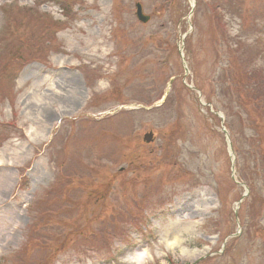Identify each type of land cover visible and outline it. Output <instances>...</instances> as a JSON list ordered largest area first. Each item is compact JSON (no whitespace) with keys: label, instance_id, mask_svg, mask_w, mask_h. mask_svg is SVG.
<instances>
[{"label":"rangeland","instance_id":"obj_1","mask_svg":"<svg viewBox=\"0 0 264 264\" xmlns=\"http://www.w3.org/2000/svg\"><path fill=\"white\" fill-rule=\"evenodd\" d=\"M263 119L264 0H0V264H264Z\"/></svg>","mask_w":264,"mask_h":264},{"label":"trees","instance_id":"obj_2","mask_svg":"<svg viewBox=\"0 0 264 264\" xmlns=\"http://www.w3.org/2000/svg\"><path fill=\"white\" fill-rule=\"evenodd\" d=\"M257 88L255 87L254 88V91L256 90ZM247 92H248V89H247ZM260 99V97H259ZM256 103V100L254 97H250V96H244L241 98V100L239 101V106L241 108H245L242 113L244 112V114L248 117V121L246 122V126H248V131L247 132V135L249 137V139L251 141H254L253 138L255 139V129L253 127H257L258 126V123L257 122H254L253 120V115H254V105ZM253 105V106H251ZM263 123H264V119H263ZM253 156H255V151H253Z\"/></svg>","mask_w":264,"mask_h":264},{"label":"water","instance_id":"obj_3","mask_svg":"<svg viewBox=\"0 0 264 264\" xmlns=\"http://www.w3.org/2000/svg\"><path fill=\"white\" fill-rule=\"evenodd\" d=\"M136 16L142 22H147L149 17L145 16L141 12V6L139 4L136 5Z\"/></svg>","mask_w":264,"mask_h":264},{"label":"bare ground","instance_id":"obj_4","mask_svg":"<svg viewBox=\"0 0 264 264\" xmlns=\"http://www.w3.org/2000/svg\"><path fill=\"white\" fill-rule=\"evenodd\" d=\"M70 81H72V79H70Z\"/></svg>","mask_w":264,"mask_h":264}]
</instances>
